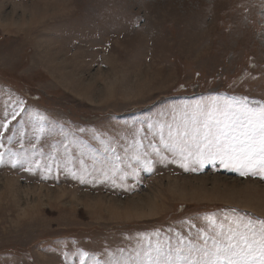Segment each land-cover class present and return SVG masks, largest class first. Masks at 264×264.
Returning a JSON list of instances; mask_svg holds the SVG:
<instances>
[{"label":"rangeland","instance_id":"obj_1","mask_svg":"<svg viewBox=\"0 0 264 264\" xmlns=\"http://www.w3.org/2000/svg\"><path fill=\"white\" fill-rule=\"evenodd\" d=\"M212 96L264 102V0H0V264H120L195 238L209 214L264 219L259 175L136 188L101 171L129 151L102 148L132 131L111 115L148 132L172 112L157 104Z\"/></svg>","mask_w":264,"mask_h":264},{"label":"snow or ice","instance_id":"obj_2","mask_svg":"<svg viewBox=\"0 0 264 264\" xmlns=\"http://www.w3.org/2000/svg\"><path fill=\"white\" fill-rule=\"evenodd\" d=\"M174 113L178 117L174 115L173 123L167 125V137L163 131L160 135L161 146L173 157L168 162L186 172L196 171L194 165L203 170L218 163L241 176L259 175L264 180V102L212 96ZM156 154L160 155L159 150ZM145 163L151 170L152 161ZM104 175L107 178L108 172ZM206 219L210 227L200 229L195 238L180 237L175 248L149 244L123 264H264V219L240 214Z\"/></svg>","mask_w":264,"mask_h":264},{"label":"crops","instance_id":"obj_3","mask_svg":"<svg viewBox=\"0 0 264 264\" xmlns=\"http://www.w3.org/2000/svg\"><path fill=\"white\" fill-rule=\"evenodd\" d=\"M197 101H201V100H195V99L169 100L165 103L157 104V105H159L157 107L158 109H161V110L172 109V112H170L171 114L168 115L166 119H164V118L156 119L155 117H151L150 120H152L153 122H164V127L157 126V127L152 128V129H149L148 132H146V130H144V132H141L140 126H139L138 130L136 128H134V125H136L137 123L136 124L134 123V121H133L134 118H125L128 115H125V116L124 115H117V114L111 115L112 118L109 119L108 122L111 124H116L117 127L119 128V130L123 125H131L130 121L132 120V125H131L132 131L131 132H122V131L110 132L109 130H107L108 134L106 133V135H105L106 138H101L102 143H103L102 148L105 151H107L108 155H111L112 157L120 156L119 150L121 151L120 148H122V147L123 148L126 147V149L129 151L126 152L125 155L119 159V160H123V161L118 162V164L115 165V167L113 166L114 165L113 163H106V165L101 163V171H106L107 169L112 167V168H110V170L115 169L116 171H120V172H123V171L129 172L130 175H128L127 178H124L123 180L127 181L129 184H132V183L135 184L136 188H140L142 186L149 187L150 184L152 182H155L160 175L163 176L164 174H166L165 176H168L169 178L173 177L174 179L176 178L179 181L183 180L184 178H187V177H191V178L192 177H202L205 175H208V176L209 175H212V176L223 175L225 177H229V178H233V179H237V180H242L245 178L255 180V178H250V177H241V178L238 176L235 177V176L231 175V171L226 170L225 168L220 166L218 163L215 166H213L211 164L205 165L203 170L199 169V165H194V167L197 169L196 171L190 170V171L186 172V171H184L183 168L179 167L177 165V163L168 162V161H171L173 159V157H172L171 153L166 152L163 149V147L161 146V143H160L161 131H163V130L165 131L166 128H168L166 125V123L168 121L171 120V122L173 123V116L174 115H177V117H178V113H174V110H179V109L183 108V106H185V104L192 105V104L196 103ZM144 108H146V107H144ZM146 118L147 117L142 118V119H146ZM171 122H169V123H171ZM142 125H143L144 129H148V125H145V124H142ZM106 126L109 127L108 124H106ZM165 137H167V136H165ZM156 150H159V152H160L159 156L156 154ZM111 152H112V154H111ZM141 154L145 155V157L143 159H141L139 156ZM161 156L166 157L167 159L164 162H161V159H160ZM112 160L116 161V160H118V158L112 159ZM149 160L152 161L151 170H149L147 164L145 163L146 161H149ZM129 165H131V167H129ZM133 170H135V173H136L135 175H133ZM179 204L180 205H186L187 203L181 202ZM187 205H189V204H187ZM208 216L211 217L212 214H209ZM199 217H200V214L196 213L195 217L192 219L197 221V219H199ZM185 218L188 219L187 216H184L183 219H185ZM195 224L196 223H194L193 225H195ZM188 238H189L188 236L185 237V240H187ZM53 240H54V242L55 241L57 242V246L59 248L54 249L50 256L55 258L54 261H56L57 263H60L61 260H63L65 258V255L62 253L63 248H64V243H63L64 238L57 237V238H54ZM44 244H45V242H44ZM71 247H73L74 251H77L76 246H74L72 244ZM57 252H59V253H57ZM103 252H105V251H103ZM47 261H48V258H47ZM108 261H109V258H107L104 262L107 264ZM75 262H76L75 264H87L86 262L80 261V260L75 261ZM38 263L42 264V261H39ZM88 264H97V263L95 262V260H91V258H90V261L88 262ZM120 264H123V262H121Z\"/></svg>","mask_w":264,"mask_h":264}]
</instances>
